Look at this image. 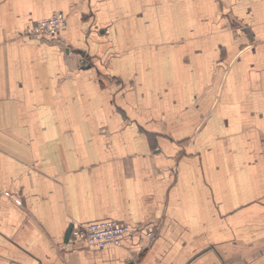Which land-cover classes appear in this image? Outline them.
Listing matches in <instances>:
<instances>
[{"label":"crops","instance_id":"0c3cea01","mask_svg":"<svg viewBox=\"0 0 264 264\" xmlns=\"http://www.w3.org/2000/svg\"><path fill=\"white\" fill-rule=\"evenodd\" d=\"M0 264H264V0H0Z\"/></svg>","mask_w":264,"mask_h":264},{"label":"built area","instance_id":"2783aa9c","mask_svg":"<svg viewBox=\"0 0 264 264\" xmlns=\"http://www.w3.org/2000/svg\"><path fill=\"white\" fill-rule=\"evenodd\" d=\"M66 27L67 18L62 13H56L50 18L32 23L24 30L23 36L31 39L49 38L52 35H59ZM135 233L136 229L129 225L106 220L74 226L72 240L102 249L108 246H120L125 238ZM152 235V232L148 233L150 238Z\"/></svg>","mask_w":264,"mask_h":264},{"label":"water","instance_id":"95a60500","mask_svg":"<svg viewBox=\"0 0 264 264\" xmlns=\"http://www.w3.org/2000/svg\"><path fill=\"white\" fill-rule=\"evenodd\" d=\"M73 228L70 230L72 232ZM70 234V233H69ZM67 239H69V236L67 235Z\"/></svg>","mask_w":264,"mask_h":264}]
</instances>
